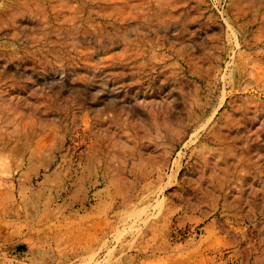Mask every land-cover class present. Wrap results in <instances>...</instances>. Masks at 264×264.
<instances>
[{"label":"rangeland","instance_id":"rangeland-1","mask_svg":"<svg viewBox=\"0 0 264 264\" xmlns=\"http://www.w3.org/2000/svg\"><path fill=\"white\" fill-rule=\"evenodd\" d=\"M0 264H264V0H0Z\"/></svg>","mask_w":264,"mask_h":264},{"label":"crops","instance_id":"crops-1","mask_svg":"<svg viewBox=\"0 0 264 264\" xmlns=\"http://www.w3.org/2000/svg\"><path fill=\"white\" fill-rule=\"evenodd\" d=\"M25 253H26L25 249H20V250H18V253H16L15 255L17 257H23Z\"/></svg>","mask_w":264,"mask_h":264}]
</instances>
